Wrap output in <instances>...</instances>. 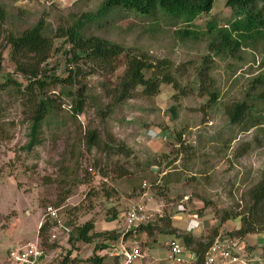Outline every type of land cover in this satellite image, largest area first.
<instances>
[{"label":"rangeland","instance_id":"1","mask_svg":"<svg viewBox=\"0 0 264 264\" xmlns=\"http://www.w3.org/2000/svg\"><path fill=\"white\" fill-rule=\"evenodd\" d=\"M104 1L0 0L11 18L3 28L8 31L15 26L19 30L44 20L52 36L50 32L69 25L66 21L70 15L94 13ZM158 17L117 9L88 24L85 30L88 35L121 45L129 55L154 65L165 63L158 74L171 75L179 89L175 84L162 83L158 95L147 96L144 87L138 86L130 98L118 102L120 94L111 91L126 68L127 59L122 56L115 73L98 69L84 81L82 112L73 118L71 99H66L59 116L43 123L37 138L40 143L31 147L28 106L8 91L3 96L0 264H6L11 249L36 241L44 249L48 264H59L68 251H72V259L84 261L81 253L87 246L70 241L72 228L91 222L97 234H120L125 213L138 201L153 214L156 224L159 218L170 216L172 227L184 231L189 220L202 222L198 237L202 240L226 210L249 217L251 191L264 181V102L254 99L264 88V40H252L235 52L227 49L221 56L216 55L217 48L211 44L219 45L220 40L217 30L208 33V23L226 28L236 19L225 0H214L212 12L195 21V29L203 33L197 40L181 39L178 32L186 26L176 18ZM5 35V31L0 33L3 75L14 72L9 49L2 51ZM54 46L49 65L63 75V53L70 48L64 40H55ZM90 67L84 69L89 71ZM201 72L211 80L212 89L220 93L215 104L200 94ZM256 79L262 83L254 87ZM78 87L73 88L74 93ZM48 91L61 97V86H51ZM243 102L253 108L243 122L234 125L227 111ZM172 107H176L175 119ZM89 130L96 131L100 139L99 147L91 151L84 141ZM120 168L129 174L117 178L114 171ZM106 191L113 192L111 198L105 196ZM50 208L56 211L55 217L49 214ZM176 209L182 210L177 216ZM259 216L264 220V213ZM45 223L50 224L47 245H43L45 240L39 234ZM241 227L240 219H231L220 227V234L229 236ZM257 229L241 241L248 257L264 264V231ZM139 233L135 237L139 244L154 245L145 232ZM161 236L157 237L160 241L165 238ZM100 238L92 243L94 247ZM158 245L165 244L159 242L153 250Z\"/></svg>","mask_w":264,"mask_h":264},{"label":"trees","instance_id":"2","mask_svg":"<svg viewBox=\"0 0 264 264\" xmlns=\"http://www.w3.org/2000/svg\"><path fill=\"white\" fill-rule=\"evenodd\" d=\"M225 2L226 7L232 10L236 19L230 21L226 28H218L216 23L214 24L212 21L207 25L208 33L217 30L216 34L220 44H211L212 48H217L215 50L217 56H221L227 49L235 52L241 48L242 44L245 43L247 46L252 40H264V0H225ZM213 4L214 0H105L103 5L98 8L99 10L97 9L94 13L85 12L79 16L70 15L66 21L69 22V25L61 26L54 32H50L52 36L48 34L49 27L44 20H40L28 28L17 30L14 26L11 30L6 31L3 27L11 18L7 10L0 6V33L4 31L6 33V44L2 51L9 49L8 57L10 58V65L14 69L12 74H0V118L3 111V96H6L7 91L11 97L19 96L18 98L28 106L30 113L32 139L29 147L39 144L37 138L43 123L46 120L52 121L59 116L66 99H71L74 113L72 117L75 118V114H80L83 110L81 100L84 98L86 90L84 81L89 76L97 74L98 69L104 70L108 74L115 73L118 70L117 62L122 56L127 59L126 68L119 79V83L111 91V94H120L118 102L130 98L131 93L138 86L144 87L143 92L147 96L158 95L162 83L175 84V87L179 89L171 75L168 74L163 77V73L162 76L158 74L161 72H157V70L165 63L160 62L154 65L146 59L129 55L119 44L99 36L88 35L85 28L100 17H105L111 11L118 9L126 13L131 12L157 20L159 14L176 18L186 26L178 32L181 39L197 40L203 33L201 34L195 29V21L203 15L208 16L212 12ZM55 40H64L70 48L63 53L66 61L63 75H58L56 69L49 65ZM0 46L2 47V45ZM87 65L91 66L89 71L84 69V66ZM18 75L22 76L23 80H20ZM200 83V94L208 98L210 104H215L220 100V93L212 89L211 80L207 78L204 72L200 73ZM261 83V79H256L253 84L255 87ZM51 86H61L60 98L49 94L48 88ZM76 86H79V90L74 93L73 88ZM254 99L264 102V88ZM252 108L247 102L237 103L227 113L232 123L238 125L243 122L249 109ZM171 112L175 119L177 116L176 107H172ZM99 140L98 133L93 130H89L84 136L89 151L99 147ZM114 174L117 178H123L129 174V171L120 168L114 171ZM112 193V191H106L105 196L111 198ZM251 199L253 204L251 210L248 211L249 217L245 218L241 213L226 210L220 215L217 226L203 240L194 237L190 231L179 232L173 228L170 216L159 218L158 224L142 225L137 233L145 232L148 238L153 239L154 245L158 243L157 237L159 235L176 236L190 252L196 254L197 261L200 263L214 239L222 235L220 234V227H223L229 220L240 219L242 223L239 230L230 233L229 236L232 238H244L249 234H254L259 230L257 227L264 231V220L259 216V214L264 213V181L251 191ZM117 217L118 214L113 216L114 219ZM159 222H162L161 227L158 226ZM69 225L71 226L72 223L69 222ZM49 229V223H45L40 228L39 234L45 240L43 245H47L46 236ZM72 233L73 237L70 241L75 242L76 240L84 245L95 243L98 237H102L101 242L96 245V251L105 249L107 247L106 242H115L121 236V233L115 231L97 234L94 224L91 222L83 226H74ZM137 237H140V233ZM154 245L147 244L146 246L153 249ZM71 256L72 251H68L59 264L112 263L111 260H105L104 257L95 255L84 261L77 258L72 259Z\"/></svg>","mask_w":264,"mask_h":264},{"label":"built area","instance_id":"3","mask_svg":"<svg viewBox=\"0 0 264 264\" xmlns=\"http://www.w3.org/2000/svg\"><path fill=\"white\" fill-rule=\"evenodd\" d=\"M144 187L146 188L148 185L144 184ZM147 195L144 194V197ZM177 211L181 212L182 210L176 209V216ZM49 212L53 217L56 216V211L51 210V208ZM195 220L192 219L191 221ZM150 223H153V214L142 202H135L129 206L125 213L124 229L120 238L115 242H106L107 247L96 252V247L93 244H85L87 249H84L81 257L83 260L89 259L93 255L104 257L105 260L112 261L110 264H146L145 262L153 257V249L139 244V241L135 239V235L142 225L146 226ZM193 228H189V231L191 232ZM130 236H133V238ZM164 236L163 240L160 241V238H158L157 242L164 243L166 246L165 264H262V261L260 263L248 257L245 251V243L239 237L232 238L228 235L216 237L207 249L203 260L199 263L196 254L190 252L176 236ZM46 259L47 255L44 249L36 241L11 249L7 254L6 264H48Z\"/></svg>","mask_w":264,"mask_h":264},{"label":"crops","instance_id":"4","mask_svg":"<svg viewBox=\"0 0 264 264\" xmlns=\"http://www.w3.org/2000/svg\"><path fill=\"white\" fill-rule=\"evenodd\" d=\"M196 222H197L196 220L195 221L189 220L188 225L186 223L185 228H183V229H185L184 231H189V228L194 227L192 229L191 233L194 235V237L198 238L200 236L199 233L202 230V229H200L202 222L200 221L201 223H199V224L198 223L196 224ZM175 229H177V228H175ZM184 231H181V232H184ZM156 248L157 249L153 250L154 254L152 255L153 257L150 259V262H148V263L146 262V264H165L164 259L167 256L166 250H165L166 246L164 245V247H159V245H158ZM154 259H156L158 261H154ZM148 261H149V259H148Z\"/></svg>","mask_w":264,"mask_h":264},{"label":"clouds","instance_id":"5","mask_svg":"<svg viewBox=\"0 0 264 264\" xmlns=\"http://www.w3.org/2000/svg\"><path fill=\"white\" fill-rule=\"evenodd\" d=\"M165 139V138H164Z\"/></svg>","mask_w":264,"mask_h":264}]
</instances>
